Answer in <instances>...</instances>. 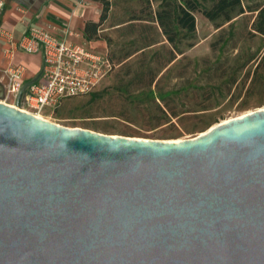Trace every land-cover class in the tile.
<instances>
[{"label":"water","instance_id":"water-1","mask_svg":"<svg viewBox=\"0 0 264 264\" xmlns=\"http://www.w3.org/2000/svg\"><path fill=\"white\" fill-rule=\"evenodd\" d=\"M17 107L0 102V264H264V109L160 141Z\"/></svg>","mask_w":264,"mask_h":264},{"label":"rangeland","instance_id":"rangeland-1","mask_svg":"<svg viewBox=\"0 0 264 264\" xmlns=\"http://www.w3.org/2000/svg\"><path fill=\"white\" fill-rule=\"evenodd\" d=\"M110 1L107 21L110 47L105 51L117 67L91 94L68 99L54 115L49 117L44 114L42 118L60 126L87 129L105 135L182 141L192 139L215 125L264 109L263 89L247 91V83L241 89L233 88L228 92L226 84L220 82L215 86V105L207 112H198L199 119L186 121L177 129L159 126L156 117L161 114L156 105L160 101L156 88L148 87L151 77L159 75L160 78L164 74L165 79L161 84L163 93L172 94L173 88H177L181 93L179 99H183L185 95L191 96L194 89L207 85L205 68L200 65L187 69L185 79H189L191 84H182L184 79L178 77L185 73L187 62L166 65L172 47L163 44L164 38L158 26L153 24L150 14L144 9V0ZM243 2L244 5H251L264 3V0ZM212 3V0H208L202 7L209 8ZM157 8L158 3H155L153 10ZM194 15L197 24L195 37L179 46L190 59L195 62L205 58L213 62L227 60L228 65L234 67L243 65L250 57H264V37L249 36L255 15L247 13L238 16L232 25L225 24L220 29L216 25L221 21L210 22L201 12ZM211 47H220L215 57ZM230 47L238 48L230 50ZM34 57L38 59V56ZM255 66L256 63L252 62L246 71L254 70ZM177 103L183 104L184 101L178 100Z\"/></svg>","mask_w":264,"mask_h":264},{"label":"trees","instance_id":"trees-1","mask_svg":"<svg viewBox=\"0 0 264 264\" xmlns=\"http://www.w3.org/2000/svg\"><path fill=\"white\" fill-rule=\"evenodd\" d=\"M104 6L100 23H88L85 28L86 39L91 40L98 35L99 28L103 21L107 19L111 9L110 0H100ZM208 0H144L145 10L150 14L151 20L158 23L162 33L167 41L172 45L170 57L167 66L171 64L180 65L184 61L187 62L185 73L181 74L178 79L183 80L182 84H191L189 79H185L186 70L203 66L206 71L207 85L202 88L193 90L192 95H185L183 99H179L180 91L173 88L172 94H164L161 84L165 79V75H153L148 87L156 88L160 104L156 105L157 111L161 114L156 117L159 126H168L177 129V126L183 125L184 122L199 119L198 112H207L215 105L216 84L224 82L228 92L233 88H242L248 83L247 91H255L260 88L264 90V57H250L243 65L230 67L227 60L221 62L216 60L213 62L210 58H205L201 62H195L185 55L179 47L184 41L193 39L196 34L197 24L195 13L201 12L203 16L210 22H218L217 29L222 28L225 24L232 25L233 20L238 17L251 13L255 15L254 21L249 32L250 38L256 36L264 37V3L258 2L251 5H244V0H212L213 3L209 8H203L202 5ZM155 3L158 8L153 10ZM136 19H132L134 21ZM213 55L217 54L220 47H211ZM238 47H230L235 50ZM179 57H181L179 59ZM255 62V69L247 72L246 68ZM166 66V67H167ZM170 70V69H168ZM161 74V73H160ZM193 83V82H192ZM154 94V91L151 90ZM178 100L184 101L178 104ZM188 101V103H185ZM184 106L186 109L184 110ZM199 108V110H196ZM202 115V114H201ZM191 130V129H188Z\"/></svg>","mask_w":264,"mask_h":264},{"label":"built area","instance_id":"built-area-1","mask_svg":"<svg viewBox=\"0 0 264 264\" xmlns=\"http://www.w3.org/2000/svg\"><path fill=\"white\" fill-rule=\"evenodd\" d=\"M3 8L0 0V14ZM0 41L3 57L9 62L3 70L4 98L0 102L16 108L17 96L27 82L26 67L12 62L14 54H39L42 73L22 94L17 108L44 120L41 115H54L64 101L91 94L117 67L107 55L37 26L28 27L18 39L0 26Z\"/></svg>","mask_w":264,"mask_h":264},{"label":"crops","instance_id":"crops-1","mask_svg":"<svg viewBox=\"0 0 264 264\" xmlns=\"http://www.w3.org/2000/svg\"><path fill=\"white\" fill-rule=\"evenodd\" d=\"M4 8L0 14V26L9 31L14 39L26 33L28 27L37 26L67 37L68 42L84 44L92 51L107 55L105 51L110 47L107 34V19L102 22L98 35L88 40L85 28L88 23H100L104 6L100 0H3ZM131 23V22H130ZM157 25L166 47H172ZM123 26V25H122ZM127 26V25H126ZM121 27V26H118ZM129 28V27H128ZM0 41V81L3 79V70L7 68L8 61L4 59ZM26 56H29L26 58ZM34 56H38L37 60ZM108 56V55H107ZM14 64L26 67L25 80L32 79L40 70L42 57L39 54L29 55L15 53L12 59ZM113 62V61H112Z\"/></svg>","mask_w":264,"mask_h":264},{"label":"bare ground","instance_id":"bare-ground-1","mask_svg":"<svg viewBox=\"0 0 264 264\" xmlns=\"http://www.w3.org/2000/svg\"><path fill=\"white\" fill-rule=\"evenodd\" d=\"M226 123V122H225Z\"/></svg>","mask_w":264,"mask_h":264}]
</instances>
